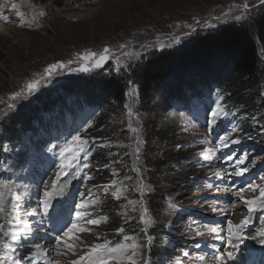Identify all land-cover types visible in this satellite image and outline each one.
Returning a JSON list of instances; mask_svg holds the SVG:
<instances>
[{
  "label": "rangeland",
  "instance_id": "obj_1",
  "mask_svg": "<svg viewBox=\"0 0 264 264\" xmlns=\"http://www.w3.org/2000/svg\"><path fill=\"white\" fill-rule=\"evenodd\" d=\"M245 2L250 6L256 5L246 14L247 18L251 15L253 17L257 14L255 9L258 8L259 0H0V14L8 16L7 22L0 20V119L8 117L17 106H21L28 98L37 96L44 88L52 87L68 77L97 73L99 68L91 64L88 65V72L76 71L87 63L79 59L86 52L99 54L104 48H108L109 60L100 69L122 72L130 63L139 59L143 51L172 48L176 45L173 42L175 36L180 37V43L185 41L194 32L193 28L196 30L235 22L233 17L241 14V6ZM13 5L17 7L13 8ZM17 11L22 13L21 17H17ZM41 11L44 12L43 16L39 15ZM224 13L229 15L225 17ZM33 17L36 18L34 21ZM20 19L25 20V26H19ZM29 23L32 24L31 27L28 26ZM250 31L252 34L255 32L252 28ZM120 45L125 47L121 49ZM54 63H63L67 67L59 70L47 82L41 81L40 87L31 96L15 101L9 99L34 74L39 77L46 67ZM222 64L218 60L212 61L203 71L190 68L177 70L165 82L156 86L151 97L143 101L141 108L137 102V89L130 92L125 118L128 125L135 128V123L141 126L140 121L145 120V123L154 122L158 128V131L150 132L151 139L147 147L143 144L146 137H141L140 152L139 145L130 135L128 140L114 134L96 136L99 130L96 128L97 124L87 122L86 117L90 116V111L87 108L83 112L77 109L79 101L76 97L67 103L70 110L66 113L65 124L56 123L57 110L43 115L44 122L52 127L46 138L29 132L22 134L23 144L18 147L16 154L28 151L29 161L25 166L17 165L14 153L7 144L4 145L3 151L7 158L2 163V169L9 178L0 177V184L8 185L7 188L0 187V192L4 193L5 209L4 213H0V224L4 225V229L0 231V264H29L26 257L31 256L36 244L32 245L31 241L24 238L22 243H13L10 237L3 235V231H23V222L30 218L27 211L37 208L39 199L43 198L45 186L51 189L60 163L61 148L71 143L76 135L89 141L87 147L91 156L87 161L82 158L77 160L67 169L58 182L64 191L60 193L58 188L54 199L59 201L60 196L65 216L69 218L72 213L73 220L77 203L82 199L96 200L97 203L85 211H90L93 217H108V220L99 226L87 223L78 225L88 231L78 233V239L69 241L75 246V255L67 252L63 246L60 248L61 254L57 255L54 239H50V243L43 242L40 245L49 255L38 258L42 264H70L83 255L88 247L104 243L105 240L111 248L125 246L128 250L124 256L131 255V244L139 245L138 254L134 257L138 264L142 257L143 241L146 243V239L143 238L142 241L143 234L135 231L140 225L146 232H149V228L154 230L150 234L153 241L149 246L152 249H162L159 240L169 249L168 255L163 253L159 257L162 253L159 252L154 264H215L213 256L229 250L226 245L228 221L238 224L248 215L241 202L242 198L252 199L254 195H259L258 191L253 194L248 190L249 184H264L260 179L264 176V165L252 163L264 157V151L249 148L245 142L218 148L219 137H235L236 131L233 129L236 128L229 118L227 123L224 121V115L218 119L210 117V110L216 107V102L210 98L199 101L193 99L191 111L185 113L175 101L167 112L157 101L160 102L168 92L174 93L180 87V82L192 79L198 72L210 75L218 70L225 71L227 67H222ZM95 84L92 91L96 97L101 85L97 82ZM259 98L264 99V86ZM9 103L14 104L13 109H8ZM259 103V100H255L256 106ZM129 109L133 113L131 118L127 115ZM228 111L229 109L225 110L226 113ZM262 112L263 109L248 117L244 123L237 116L235 121L243 123L240 131L257 128V131L253 130L255 136L264 133ZM210 119L211 128L208 126ZM41 132L39 129L38 133L42 134ZM154 136L158 139H154ZM46 140L50 142L47 143ZM112 148H127L129 152H106ZM205 149L209 150L207 159L204 156ZM114 155H118V159L112 161ZM240 156L246 157L244 164L237 163ZM152 158L163 161L161 168L164 172L158 178L156 187L148 175L154 163ZM85 163L89 167L85 168ZM244 167L248 168L245 175L235 174L237 169ZM246 177L248 179L244 183ZM141 182L145 190L143 196L139 190ZM117 188L122 190L119 197L115 195ZM148 193L153 196L150 199L154 213L148 214L153 223L145 224L140 220V202L143 201L145 207L148 197L145 198L146 201L142 198ZM13 197H19L15 204ZM129 200L136 203L130 205ZM57 206L53 202V209ZM37 210L40 211L39 208ZM17 214L19 223L14 218ZM110 214L113 215L112 219L109 218ZM43 217H31L37 220L34 221L35 228L37 225L41 226ZM262 217L264 211L252 214L249 226L245 229L246 235H255L251 231L252 226L257 231L264 229ZM116 219L128 227L127 234L118 232L110 223ZM162 226L167 231L165 238L159 232ZM208 227H217L222 231L219 235L212 234L207 231ZM197 232L202 234L197 235ZM28 242L29 247L23 245ZM103 258L107 264H131L127 259L118 258L117 254L110 258L105 253Z\"/></svg>",
  "mask_w": 264,
  "mask_h": 264
},
{
  "label": "trees",
  "instance_id": "obj_2",
  "mask_svg": "<svg viewBox=\"0 0 264 264\" xmlns=\"http://www.w3.org/2000/svg\"><path fill=\"white\" fill-rule=\"evenodd\" d=\"M255 10L257 14L239 22L196 29L185 41L172 48L162 51L156 49L143 51L139 59L130 63L122 72L109 71V69L102 71L99 68L95 74L68 77L52 87L44 88L37 96L28 98L21 106H17L8 117L0 119V162L6 158L2 152L4 142H8L14 149L21 140V132L27 130L37 132L34 123L43 130L49 131L51 127L43 122L42 115L50 110H59L60 120L63 122V112L68 111L66 103L73 97L78 98V101L88 107L98 109L99 113L93 117V124H97L96 128L99 129L96 136L114 134L118 138L128 140V135H130L136 144L137 141H141V137H146L143 144L147 147L151 139L150 132H156L158 128L154 122L145 123L144 120L140 121L141 126L135 123L137 132L134 133L129 129L125 119L128 108L125 105L130 92L137 89L139 96L137 102L141 108L143 101L151 97L156 86L165 82L177 70L190 68L203 71L202 69L209 67L212 61L219 60L223 63L222 67L224 65L227 67L226 70L223 72L218 70L210 75L198 72L192 79L180 82V87L174 93L165 91L168 93L161 98L160 102L157 101L159 105L161 104L167 112L171 100L176 99L181 101L186 108L193 95L199 99L209 97L215 100L225 106L226 110L231 109L235 114L234 117L240 116L243 123L261 109H263L264 117V99L259 98L264 86V5H258ZM251 28L255 31L253 34L250 31ZM95 82L101 85L96 97L93 96L94 91H92L96 86ZM255 100L260 101L258 106L255 105ZM253 130L255 132L258 129L249 128L242 131L238 134V139L245 141L252 138L251 144L257 150L264 151V133L255 136ZM154 139L158 138L154 136ZM138 150L139 152L142 150L140 143ZM133 151L137 152L134 149ZM106 152L109 154L124 153L129 150L112 148ZM22 154L24 157V153ZM117 157L118 155H114L111 158L112 161L117 160ZM152 161L154 163L148 175L156 187L158 178L164 172L161 168L163 161L156 158H152ZM2 175L0 169V176ZM150 197L153 196L148 193L142 198L146 201L145 207L148 214L154 213ZM112 216L110 214L109 218L112 219ZM110 223L117 230L120 228L123 229V233H128V227L122 225L118 219ZM135 231L143 234L145 239L154 232L150 228L149 232H146L142 225ZM159 232L164 237L167 234L163 226L161 230L159 228ZM158 242L162 245L161 240ZM161 251L162 249L157 251L156 248L152 249V246H147L142 250V258L138 264H145L147 260L150 264H154Z\"/></svg>",
  "mask_w": 264,
  "mask_h": 264
},
{
  "label": "snow or ice",
  "instance_id": "obj_3",
  "mask_svg": "<svg viewBox=\"0 0 264 264\" xmlns=\"http://www.w3.org/2000/svg\"><path fill=\"white\" fill-rule=\"evenodd\" d=\"M259 5H264V0H259ZM256 5H249L247 2H245L241 8V14L236 15L233 17L235 21H241L247 18L246 14L250 12L251 7H255ZM13 8H16V5L12 6ZM17 17H21L22 13L17 11L16 13ZM40 16L44 15V12L41 11L39 13ZM229 13H224V16L227 17ZM33 21L36 19L35 17L32 18ZM217 20H220L219 17H216ZM0 20L7 22L8 16L0 14ZM25 20L20 19L19 26H25ZM197 24H199V21H197ZM29 27L32 26L31 23L28 24ZM214 27V25H213ZM193 31H195V28H193ZM185 35L187 36L188 33L186 32ZM173 42L178 44L180 43V37L175 36L173 37ZM125 45H120V48L123 49ZM161 47H164V45H161ZM109 49L104 48L103 51L99 54L94 52H86L82 54L79 59L81 61L87 62L85 64H82L80 68L76 69V71L81 72H88L89 71V64H91L95 68L102 67L108 60H109ZM67 67V65L63 63H54L46 67L39 75V77H36L35 74L32 79H30L28 82H26L19 91H16L12 94V96L9 98L12 101L21 99V98H27L28 96H31L33 93H35L38 88L40 87L41 81L47 82L54 74H56L59 70L64 69ZM8 109H13L14 104L9 103L7 105ZM126 108H128V105H125ZM6 116L7 113H4ZM127 115L131 118L133 116L132 111L129 109ZM222 115H227L225 110L220 106L219 103H217L215 108H212L210 110V117L212 119H218ZM212 119L208 121V126L211 128ZM129 129L132 132H137L138 130L136 128H133L131 124H129ZM235 132L236 129H233ZM140 141H137V144L139 145ZM240 143V140L237 138H232L229 140L227 136L219 137V144L217 145L218 148L227 147L229 144H238ZM89 144V141L87 139H83L80 135L73 136L72 142L69 144H66L64 147L61 148L59 152V158L60 163L57 166L58 171L56 172V178L52 181L51 189L48 188V186H45V190L43 192V198L39 199L37 208L40 209V211L37 210V208H33L31 212H28L27 215L30 217L35 216H50V212L53 209V199L54 196L57 193V189L59 188V192H63V188L59 187L58 182L60 178L66 174V171L69 167L72 166L74 162H76L79 159H83L87 161L89 157L91 156V151L87 147ZM51 151V149H49ZM208 151L205 149L204 156L207 159L208 157ZM137 151V155H138ZM229 159H232L231 156L228 157ZM246 157L240 156L237 160L238 164H244ZM85 168L89 167L87 163L83 165ZM248 171L247 167L237 169L235 172L238 176H243ZM92 177H87V179H91ZM260 179L264 181V176H261ZM0 187L7 188L8 185L6 183L0 184ZM107 189V186H106ZM141 195L143 196L145 193L143 184L141 182L140 188H139ZM249 191H251L253 194H255L257 191L259 192L258 196H253L252 199H243L242 203L247 209L248 215L244 217L238 224H234L231 220L228 221L227 224V232H226V245L229 249H232L231 251H223L215 254L213 256V260L215 261V264H229V262H234L235 260V251H238L240 248L241 243L244 240L252 239V240H259V243L262 247H264V229L258 230L255 235L249 236L245 234V229L248 228L251 216L253 213L257 211H264V184L260 185H251L249 184ZM121 189L117 188L115 195L119 197V194L121 193ZM241 191H244V189H241ZM13 203L15 204L16 201L19 200V197H13ZM97 203L96 200L88 201L82 199L80 203H77L75 205L76 212H75V219L70 223L69 225L65 226V229H62L60 233H57L55 240H54V247L56 249V254L60 255V248L63 246V248L67 252H71L73 255H75L74 245L72 243H69V241H72L74 239H78V233H83L86 230L85 228L78 227L81 223H87L88 225H95L99 226L102 222H107L108 217L100 216V217H93L92 213L90 211H85L86 209H89L91 205ZM128 203L130 205H134L136 202L129 200ZM4 193L0 192V213H4ZM141 208H142V214L140 216L141 222L145 224L153 223L150 217H148V210L146 207H144L143 201L140 202ZM235 207V205H233ZM17 221V223L20 222V218L18 214L14 217ZM264 219V217H262ZM4 229V225L0 224V231ZM123 229H118V232H122ZM207 231L212 234L219 235V232L222 231V229H218L217 227H208ZM24 233L31 234L32 233V227L27 222H23V233L20 231H3V235L5 237H10L11 241L13 243L18 244L23 238ZM202 233L197 232V235H201ZM99 240L100 237H97ZM131 239V238H128ZM147 241L149 244L152 243L153 238L152 236L147 237ZM139 245L133 243L130 245L131 248V255L130 256H124L123 254L128 250L125 246H120L117 248H111L109 247L108 242L105 240L104 243H96L88 247V250L84 252L83 255H80L78 259L72 260L70 264H107L106 260L103 258V254L107 253L109 257L111 258L113 254H117L118 258L120 259H127L131 261V264H136V261L134 257L138 254ZM15 251V249H13ZM49 253L39 244H36L34 247V250L31 253V256H27L26 259L28 260L29 264H37L39 257H46ZM185 255H188V253H185ZM24 259V258H22ZM203 260L204 258L201 257ZM147 264V262H145ZM260 264H264V258L261 259Z\"/></svg>",
  "mask_w": 264,
  "mask_h": 264
},
{
  "label": "bare ground",
  "instance_id": "obj_4",
  "mask_svg": "<svg viewBox=\"0 0 264 264\" xmlns=\"http://www.w3.org/2000/svg\"><path fill=\"white\" fill-rule=\"evenodd\" d=\"M175 103V102H174ZM71 182V181H70ZM68 183V182H67ZM68 186V185H67ZM69 187V186H68ZM64 191V190H63ZM56 199V198H55ZM54 199V200H55ZM58 199H59V203H61V198H60V196L58 197ZM64 199V198H63Z\"/></svg>",
  "mask_w": 264,
  "mask_h": 264
}]
</instances>
